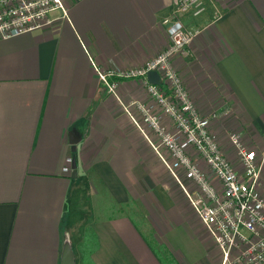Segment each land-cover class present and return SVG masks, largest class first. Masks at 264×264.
Listing matches in <instances>:
<instances>
[{"label":"crops","instance_id":"1","mask_svg":"<svg viewBox=\"0 0 264 264\" xmlns=\"http://www.w3.org/2000/svg\"><path fill=\"white\" fill-rule=\"evenodd\" d=\"M202 1L179 17L201 32L171 67L200 116L217 113L209 131L228 161L230 131L255 152L264 194V0ZM62 2L46 27L0 39V264H59L65 245L74 264H221L146 139L135 102L158 109L144 85L121 79L115 96L94 71L165 49L174 0Z\"/></svg>","mask_w":264,"mask_h":264},{"label":"built area","instance_id":"2","mask_svg":"<svg viewBox=\"0 0 264 264\" xmlns=\"http://www.w3.org/2000/svg\"><path fill=\"white\" fill-rule=\"evenodd\" d=\"M174 5L172 14L161 22L169 40L165 49L136 67H97L94 71L106 91L115 96L119 80H138L160 112L172 120L175 130L169 132L150 107L135 102L147 133L154 140L147 137V141L213 240L221 264H264V194L259 190L260 161L236 132H229L227 140L238 167L228 161L209 131L210 119L215 114L199 115L171 67V58L185 54L187 45L201 32V29L184 26L179 17L185 13L197 16L204 10L202 0H174ZM54 10L65 13L62 0H0V39L46 27L52 21L49 14ZM149 71L159 75L165 89L146 80ZM190 149L206 170L200 169L188 155ZM167 155L172 160L168 161ZM65 162L64 170L68 172L71 159L66 158Z\"/></svg>","mask_w":264,"mask_h":264},{"label":"rangeland","instance_id":"3","mask_svg":"<svg viewBox=\"0 0 264 264\" xmlns=\"http://www.w3.org/2000/svg\"><path fill=\"white\" fill-rule=\"evenodd\" d=\"M198 29V28H197ZM132 68V67H131ZM198 91H201V90H198ZM167 94H169V91L168 92H166ZM219 102H220V100H219ZM151 109V108H150ZM157 109H158V107H157ZM151 112H153V113H155V115L159 118V121L162 123L161 125L167 130V131H169V132H171L172 130L174 131L175 130V127H174V124H173V122H172V120L166 115V114H164V113H161L160 112V110L158 109V112H155L154 110H152L151 109ZM225 114V113H224ZM200 115V114H199ZM217 116V113H215V116L213 117V118H215ZM160 117H161V119H160ZM132 118V117H131ZM163 118H166V120L167 121H169L170 123H171V125H172V128L170 127V126H168L167 127V125H165V121L163 122ZM213 118H211V119H213ZM133 119V118H132ZM144 123V122H143ZM146 124V123H145ZM148 132V131H147ZM230 132H236V133H238L239 135H240V133H239V131H237V130H233V131H230ZM150 134V133H149ZM146 136H147V133H146ZM152 136V135H151ZM148 137V136H147ZM153 149V148H152ZM163 153V155H164V152H162ZM188 155L193 159V161L194 162H196L197 163V165L200 167V169H202V170H206L207 168H206V166L202 163V161L199 159V157L190 149L189 151H188ZM192 153V154H191ZM166 155V154H165ZM170 157H169V155H167V160L168 161H170V160H172V159H169ZM179 175H180V177H182V171H179ZM184 182H185V180H183ZM106 201H99V205L102 207V205L105 203ZM112 205H111V203H110V205H109V207H107V208H110ZM116 212V211H115Z\"/></svg>","mask_w":264,"mask_h":264},{"label":"water","instance_id":"4","mask_svg":"<svg viewBox=\"0 0 264 264\" xmlns=\"http://www.w3.org/2000/svg\"><path fill=\"white\" fill-rule=\"evenodd\" d=\"M147 75L148 76L153 75L157 77L156 72L154 71H149ZM150 82L155 83V80H150ZM71 143L74 145L76 141H71ZM72 167H74L73 161H72ZM59 264H74L73 254L68 245H65L61 250L59 257Z\"/></svg>","mask_w":264,"mask_h":264},{"label":"trees","instance_id":"5","mask_svg":"<svg viewBox=\"0 0 264 264\" xmlns=\"http://www.w3.org/2000/svg\"><path fill=\"white\" fill-rule=\"evenodd\" d=\"M83 258H84V256H83Z\"/></svg>","mask_w":264,"mask_h":264}]
</instances>
